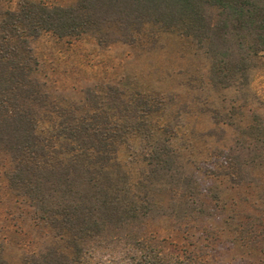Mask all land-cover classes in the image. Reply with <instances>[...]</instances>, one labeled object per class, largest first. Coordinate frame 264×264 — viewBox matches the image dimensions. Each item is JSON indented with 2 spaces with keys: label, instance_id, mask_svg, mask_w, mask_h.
I'll use <instances>...</instances> for the list:
<instances>
[{
  "label": "trees",
  "instance_id": "16d2710c",
  "mask_svg": "<svg viewBox=\"0 0 264 264\" xmlns=\"http://www.w3.org/2000/svg\"><path fill=\"white\" fill-rule=\"evenodd\" d=\"M147 27L202 47L217 92L249 84L264 57V0H15L0 10V171L51 239L23 264H219L225 244L240 264H264V118L235 124L232 144L200 170L156 121L171 98L119 79L68 99L41 77L34 42L45 34L107 47L134 45ZM133 137L147 152L132 184L117 154ZM0 264H10L1 242Z\"/></svg>",
  "mask_w": 264,
  "mask_h": 264
},
{
  "label": "rangeland",
  "instance_id": "374dc122",
  "mask_svg": "<svg viewBox=\"0 0 264 264\" xmlns=\"http://www.w3.org/2000/svg\"><path fill=\"white\" fill-rule=\"evenodd\" d=\"M50 4H70L72 0H43ZM15 0H0V10ZM42 62L41 77L49 88L62 97L75 99L81 90L95 82L119 79L145 94L171 98L161 126H169L176 148L195 166H214L215 158L226 150L237 135L236 125H244L254 116L264 118V57L247 85L236 83L217 92L208 81L209 59L204 49L173 32L147 27L134 45L113 44L99 47L93 39L61 41L45 34L34 42ZM234 124V125H232ZM147 142L130 138L117 159L133 184L144 169ZM206 224L205 226H208ZM161 235L175 233L163 224H154ZM0 242L4 258L10 264H23L24 257L51 242L48 229L32 220L28 206L9 191L0 171ZM219 264H240V252L230 245L218 247L212 255ZM244 259L245 264H255Z\"/></svg>",
  "mask_w": 264,
  "mask_h": 264
}]
</instances>
